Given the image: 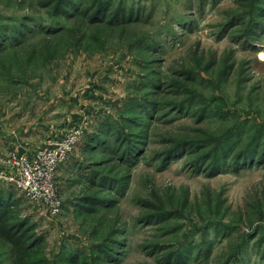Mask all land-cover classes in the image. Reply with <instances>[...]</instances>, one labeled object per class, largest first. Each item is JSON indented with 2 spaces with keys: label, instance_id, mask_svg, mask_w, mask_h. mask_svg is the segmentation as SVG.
Returning a JSON list of instances; mask_svg holds the SVG:
<instances>
[{
  "label": "rangeland",
  "instance_id": "obj_1",
  "mask_svg": "<svg viewBox=\"0 0 264 264\" xmlns=\"http://www.w3.org/2000/svg\"><path fill=\"white\" fill-rule=\"evenodd\" d=\"M46 1L0 0V23L25 15L49 20L52 9L44 8ZM122 4L140 10V19L111 28L64 21L69 29L62 34L36 30L0 52V173L10 172L9 160L17 153L33 159L72 129L84 132L58 168L57 212L16 192L18 219L40 241L28 264H166V258L160 259L164 253L155 254L158 248H174L187 238L199 244L204 231L196 228H207L212 239L215 225L236 227V232L216 241L209 256L185 264H219L239 233L237 245L244 236L257 234L247 244L246 257L248 264H264L254 256L256 249L251 251L257 242L264 248L259 243L264 237V164L209 174L187 158L202 153L203 143L165 166L157 159L180 141L212 144L233 132L240 148L250 134L264 132V32L241 41L247 22L223 28L233 14L249 11L245 0ZM191 74L196 81L186 79ZM159 79L162 94L152 98L167 103V111L152 112L145 157L130 163L118 155L116 136L106 133L99 139L100 130L108 120L121 118L127 103L144 100ZM183 101L185 109L176 105ZM202 104L205 114L196 112ZM233 121L243 123L240 132L232 129ZM145 128L124 129L139 134ZM105 173L120 182L110 193L114 203L82 210L85 197L106 196L90 185L101 182L97 176ZM2 186L13 187L0 180ZM114 243L108 250L118 253L109 262L99 250ZM0 264H15L11 247L1 239Z\"/></svg>",
  "mask_w": 264,
  "mask_h": 264
},
{
  "label": "trees",
  "instance_id": "obj_2",
  "mask_svg": "<svg viewBox=\"0 0 264 264\" xmlns=\"http://www.w3.org/2000/svg\"><path fill=\"white\" fill-rule=\"evenodd\" d=\"M245 1L248 5L247 7L249 11L241 15L233 14L223 25V28L230 29L236 21H239L242 25L247 22V36L240 39L241 41L255 39L260 33L264 32V0ZM44 8L52 9L48 11V13L50 12L51 17L49 20H43L42 18H37L33 15H25L17 18H9L6 22L0 23V52L4 51L6 48L17 46L22 42H25L36 30L42 33H52V35L59 33L62 34L69 29L64 21L68 23L76 22L83 26L87 24V26L90 27H98L101 25L109 26V28L124 27L138 19L139 15L142 14L140 10L136 11L135 8L127 9L124 7L122 0L118 3H116L115 0H48L44 4ZM68 32L72 33L73 31ZM96 39H98L97 36L94 40ZM81 41V37L77 38V44H80ZM138 42H140V40ZM156 43L158 44V42ZM186 79L196 81L197 77H195V74H191L187 75ZM163 87L164 84L160 79L155 81L152 90L145 94L144 100L141 101L140 98L137 99L135 103H127L123 110L124 114L122 117L115 121L108 120L107 123H105L106 127L104 130H100L99 139H103L107 134L116 136L117 141H119L117 144L118 150H116L118 155L122 154L121 157L123 160L127 159L128 161H131L130 163H133L136 159L145 157V144L148 139L146 130L151 126L154 117L151 114L152 112L154 113V111H157L158 113H165L167 111V103H162L158 97H155L156 100L152 98L154 95L160 96ZM149 97H151V99ZM191 101H194V99ZM184 103L186 102L183 101L176 105L185 109L186 107ZM206 109L207 106L202 104L196 112L205 114ZM146 115H149L150 117H146ZM146 120L148 121L147 124H145ZM233 123L234 126L232 129L237 127V130L240 132L241 129H239V127H241L243 123L238 121H233ZM144 125L146 126L145 130L142 129V132L139 134L128 132L124 129L130 126L131 128L138 129ZM263 133L264 132L260 130V132L250 134L251 137L248 142L240 148V144L234 142V137L232 136L233 132H228L226 134L227 137L224 140H215L216 142L212 144L210 143L212 141H180L167 150L160 152L157 159L163 166H165L171 159L182 156L185 151L189 149L193 150L203 143V145H201L204 147L202 153L195 157H187H191L189 165L194 167L203 166L204 169H207L209 174H216L226 169L243 170L251 166L264 164ZM107 143L106 147L110 148L113 141ZM88 145L93 144L88 143ZM97 149H100V147ZM97 179L101 182L97 183L93 180L90 182V185L100 187V190H103L106 193V196L99 198L93 196L85 197L81 202V205H83L82 210H90L91 207L94 206L100 208L101 206H109L107 204L112 205L114 203V198L110 197V193L115 191L116 185L120 182H117L116 177L108 175L107 173H105L104 176L98 175ZM121 183L123 184L122 181ZM16 192L17 189L14 186L11 188L5 186L0 187V239L11 247V253L15 258V264H28L30 263L29 259L33 256V248H35L36 245H39L40 243L38 242L40 241L34 240L33 235L26 226V222L18 219L16 212L18 210L17 207L21 204V199H19ZM158 216L155 217L159 218ZM211 228L214 231L213 235H215L212 239L210 237L211 232H209L207 228L206 230L196 228V232L201 233L204 231L200 242H198L199 244L194 242L193 244L190 242L191 240L187 238L178 246H174V248H158L155 251V254L164 253L160 259L166 258L164 261L166 264H185L189 259L196 258L199 255L202 257L209 256V253H212L213 251L216 241H220L223 237H230L236 232V227L231 228L228 226L215 225L211 226ZM256 235L257 234L244 236L241 242L242 244L237 245L235 241L240 239L241 234L239 233L235 240L229 243V245H233L231 251L219 264H248L249 259H247L246 256L248 255L250 248L247 244L249 243L250 238L253 239ZM261 242H264V237L259 240V243ZM201 244L202 246L200 247L199 245ZM258 245L257 242L252 246L251 251L253 252V250L256 249L254 256H258V258L264 261V248H258ZM115 246H117V243H114V246H107V249L102 248L99 250L109 262L113 261L118 250L115 248V253L112 254L108 249Z\"/></svg>",
  "mask_w": 264,
  "mask_h": 264
},
{
  "label": "built area",
  "instance_id": "obj_3",
  "mask_svg": "<svg viewBox=\"0 0 264 264\" xmlns=\"http://www.w3.org/2000/svg\"><path fill=\"white\" fill-rule=\"evenodd\" d=\"M83 133L79 128L72 129L48 149L38 150L33 159L25 153H17L9 160L7 168H10V172H1L0 180L12 184L29 198L50 204L57 212L60 207L57 171L77 146Z\"/></svg>",
  "mask_w": 264,
  "mask_h": 264
}]
</instances>
